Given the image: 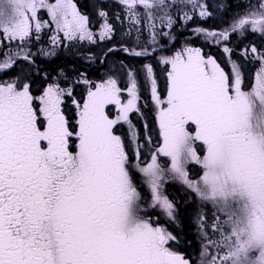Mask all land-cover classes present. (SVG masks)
<instances>
[{
  "label": "snow or ice",
  "instance_id": "snow-or-ice-1",
  "mask_svg": "<svg viewBox=\"0 0 264 264\" xmlns=\"http://www.w3.org/2000/svg\"><path fill=\"white\" fill-rule=\"evenodd\" d=\"M117 4L122 12L116 19L123 16L129 25L126 34L135 31L139 40L146 30L151 44L163 27L177 22L173 9L212 16L206 0ZM98 14L105 19L99 39H110L115 28L108 13L101 6ZM180 18L192 16L183 11ZM53 25L54 46L60 33L68 41L96 38L73 0H0V73L18 61L26 65L0 78V264H193L177 250L190 242L177 231L175 203L163 194L168 177L214 209L211 216L197 214L200 264H264V0L235 14L223 29L194 30L224 44L228 70L202 49L185 45L159 58L169 66L162 98L152 65H143L159 127L150 161L141 159L139 146L135 153L127 150L116 131L127 122L131 132L129 113L139 111L137 73L122 61L98 82L76 73L87 86L82 103L72 98L64 69L51 81L44 73L45 84L34 94L30 81L39 69L27 45ZM236 33L259 34L262 41L242 51V60L259 64L250 86L242 60L231 59L233 49L227 46ZM119 50L150 55L148 48L121 45ZM115 51L108 49L105 57ZM41 54L54 53L42 49ZM117 71L129 77L127 89L118 86ZM65 97L72 98L74 117L67 114ZM108 105L118 106L115 117ZM189 165L199 166L198 179L190 178ZM148 209H159L160 215Z\"/></svg>",
  "mask_w": 264,
  "mask_h": 264
},
{
  "label": "rangeland",
  "instance_id": "rangeland-1",
  "mask_svg": "<svg viewBox=\"0 0 264 264\" xmlns=\"http://www.w3.org/2000/svg\"><path fill=\"white\" fill-rule=\"evenodd\" d=\"M117 2V0H115ZM113 8L115 7L116 12H113V15L116 17L117 15L121 14L122 12V7L120 5H115L112 3ZM183 11H188L189 14L192 16L194 15L198 19H201V22L204 21L205 18H202L198 15V10L197 14H193L190 8H182V9H173V15L176 17L177 22L173 25L171 29H168L167 27H163L161 30V34L157 35L156 37V43L151 44L150 43V36L148 31H143L140 36L139 40H137V33L133 31L131 35H127L125 37H119V36H114L117 41V45L125 46V47H130V48H135L137 51H140L141 48H148L149 52H151V58L149 61H147L145 64H151L153 68V72L155 75V78L157 80V90L160 94V96L163 98L167 94V71L169 69L168 65L160 63V57L161 56H170L173 55L176 51L180 50L183 48L185 45L193 47V48H200L206 55H218L222 60L220 61L222 67H225L226 70L230 67L226 62L229 58V54L224 53L223 48L224 44H216L214 41L211 39H206L205 36L203 38L199 37L198 35L190 36V33H188L187 36L184 38L180 39V36L177 35L176 33L180 31V29H184L186 22L180 17L183 15ZM245 10H238L237 13H242ZM99 10L97 11V16L100 19V23L94 22V20L89 24V28L92 32L96 33V38L94 41H89L87 39L84 40H75V41H68L64 38L63 34H59V42L56 46L52 44V37L55 34V26H52V29H45L41 34H40V39L39 41H36L35 38H33V41L30 42L27 46L33 53V57L35 56L37 59L40 57L43 59H51L56 55V52L61 53L63 51L66 52H72V55L76 58L79 59L80 62H84L85 64L89 63V67H86V69L90 68L91 70H94L91 74H86L87 78L93 82H98L101 79L106 78V73H108L109 69H118L119 64L122 61H126L125 58L131 59L129 55L125 54L124 52L120 51L119 49L117 50L115 48V45L112 46V43L109 45L105 46L104 45V40L99 39V34L101 32V26L105 23L104 18H101L98 14ZM119 13V14H118ZM236 13V14H237ZM41 16L43 19H49L47 17L46 13L42 11ZM214 16V15H213ZM232 16V15H231ZM124 21V28H129L127 20L121 16V19H116L115 18V25L117 26L115 29V32H117L118 29V23L119 25L122 24L121 21ZM231 21V19H230ZM223 24L220 29H223L224 27H227L228 24ZM199 24V23H198ZM124 29V31L126 30ZM217 29V30H220ZM195 29H193L194 31ZM216 30V29H213ZM163 32H169L168 36H164L162 33ZM121 34V31L119 32ZM233 42H236L237 44L233 45L231 44L232 38L229 39V42L227 44L228 47H233V51L230 54L231 59L237 60L238 62H241L242 60V51L245 47L242 45L238 44V40L240 39H247L245 36H241L238 33L233 34ZM246 37L249 36L250 34L246 33ZM259 35V34H257ZM119 38V39H117ZM180 40H179V39ZM200 38L207 44V48H203L202 45L200 44H191L194 39ZM258 41L259 44L261 43V40L259 39ZM257 41V43H258ZM257 44V45H259ZM139 45V47L137 46ZM13 49L16 47V42H12L10 45ZM115 48L116 51L108 54V59L105 57V53L108 51V49ZM155 48L156 51H152V49ZM51 52L54 54L51 55H42L41 50ZM208 50V51H205ZM209 50H213V53H211ZM208 52V53H207ZM93 55V58H89ZM213 56V55H212ZM125 57V58H123ZM134 58H138L136 62L130 63V60H128L130 64L123 62L124 65H126L129 68H132L136 71V81H137V94L140 100L141 106L139 107V111L133 110L132 112L129 113V120L131 121L132 125V131H129V124L127 122H121L117 125L116 128L121 129L122 133V138L125 139L126 142V149L129 150L131 153H135L137 146H140V143L138 142L136 137H144L143 140H141V143H143L146 146H149L150 149L144 148L140 150L141 153V159L150 161L151 153L155 151L156 147L158 146V132H159V127H158V121L156 119V106L154 102L151 99V92H150V86L147 83L146 80V73L143 69V65H141L142 61L144 60L145 56H134ZM214 57V56H213ZM105 60H104V59ZM4 57L3 55H0V60H3ZM104 60V61H103ZM107 60V61H106ZM96 61H99L100 66H103L99 68V65L95 64ZM103 61V62H102ZM249 60L243 59L242 62L245 65H248ZM255 62H251L250 64H254ZM98 70L96 69V67ZM140 64V65H139ZM24 67V66H23ZM21 68V64L18 65L15 69L16 74L19 72V69ZM259 68V64L255 63L253 68H244L245 71V83L246 85L250 86L252 79L254 77V74L256 70ZM142 73V75H141ZM15 74V73H14ZM117 79H118V86L121 89H127L129 87V77L127 76L126 72H121L117 71L116 73ZM55 79L54 76L50 78V80ZM77 83L73 84L69 80V84L72 85L73 88V97L76 100L80 101L81 103L83 102V98L87 95V86L82 82V80L79 79V77L76 78ZM67 86V85H65ZM36 91V89H35ZM37 94H39L37 92ZM68 98V97H67ZM71 98V100H72ZM122 100L127 101L129 98L128 93L125 91L122 94ZM141 98V99H140ZM66 101V99H65ZM66 111H68V105L66 104L65 106ZM106 111L112 116L115 117L119 111L118 106L116 105H108L106 106ZM73 113L75 114V106L73 105ZM138 113V114H136ZM74 114H72V117H74ZM140 117V115L143 116L142 120L140 121H135L136 116ZM140 114V115H139ZM135 121V122H133ZM134 132V136H133ZM149 137H151V142H149ZM143 145V146H144ZM135 163V161H133ZM161 163L165 164L167 166V160L165 158H161ZM188 171L190 174L191 179H198V176L200 174V169L199 166L195 165H189L188 166ZM137 179L138 181L140 180V174H137ZM141 189L143 192H147V185L141 184ZM163 194L168 196L170 200H172L175 203L176 209H177V221L179 224V227L177 228V231L181 232V221H179L178 214H179V207L182 205L189 204L190 205V212H192L191 216V228L192 232H194V236L192 237L191 241L195 242V247L192 249L189 247V243L187 246L184 244V253L186 252L189 254L190 258L192 259L193 264H200L201 256H200V251H201V241L199 237V233L197 230V214L200 211H204L208 213L209 216H211L212 212H214V209L211 207L210 204H204L202 203L199 198L196 196L194 192H192L190 189H188L179 179L177 178H172L168 177L165 182L163 183V188H162ZM148 214L153 215L155 217H158L160 215L159 209L156 211H153L152 209H148ZM182 244V243H181ZM179 251H181V248L178 247ZM187 250V251H186Z\"/></svg>",
  "mask_w": 264,
  "mask_h": 264
},
{
  "label": "trees",
  "instance_id": "trees-1",
  "mask_svg": "<svg viewBox=\"0 0 264 264\" xmlns=\"http://www.w3.org/2000/svg\"><path fill=\"white\" fill-rule=\"evenodd\" d=\"M73 2L77 5L79 11L82 14L88 16L89 24L93 20H94V22H96V24L101 22L99 17L97 16V11L102 6L104 8V10L107 11V13H108L107 22L113 24L114 28L116 29L117 26L114 23L115 22L114 20L116 17L113 15V12H116V9H115V7L113 8V6H112V3H114L115 5H118L115 0H73ZM206 2L209 5H211L209 10L212 12V16L210 18L205 17L204 21L201 22V19H198L197 17L192 15V19H190L188 22H186V24L184 26L185 28L182 30L180 29V31L176 33L177 35L184 36L185 34H188V33L191 34V33H193V28L194 29H196V28L220 29V27L223 24H227L230 21V19L232 20L233 16L238 12V10H246L249 8L250 5H257L259 0H206ZM221 5H223V7H220ZM121 22H122L121 25H119V23H118L119 32L121 31V34H119V35L127 36L126 33H127L128 28L127 29L124 28L123 27L124 22L123 21H121ZM124 29H126V30L124 31ZM114 34L116 36H118V30ZM114 34L111 36L110 39H105L103 41L105 46L112 43V46L115 45V47H117V46L119 47V45H117L116 38H114V36H115ZM232 35L230 36V38L232 37ZM117 39H119V38H117ZM180 39H182V38H180ZM259 39H260L259 35L250 34L249 36H247V39L243 38V39L238 40V44L242 45L243 47H246L252 43L259 44V42H260V41H258ZM257 41H258V43H257ZM190 43L191 44H200L203 46V48H207L206 42H204L200 38L194 39ZM261 43H262V41H261ZM231 44H233V45L237 44L236 42H233V38H232ZM231 48H233V47H231ZM205 51H208V50H205ZM209 51L211 53H213V50H209ZM212 55L218 60V62H220L222 60L218 55H214V54H212ZM91 58H93V55H91ZM106 58L108 59V56H106ZM123 58H125V57H123ZM130 58L131 59L125 58L126 61H123V62L128 63L129 62L128 60H130V63H132V61L136 62L138 60V58H134L133 56H130ZM150 58H151V56H148L145 59L148 60ZM33 59L35 60L36 67L39 69V71H36L33 73L32 80L30 81L32 83L34 94H37L38 90L42 89V87L45 84L44 73L49 74L48 80L51 81L50 78L52 76H54L56 78L58 69H64L65 73L70 77L69 80L72 83V81L76 80V78H77V76H76L77 72H83L86 74L87 73L91 74L92 72H94V70H91L90 68L86 69V67H89L90 64H88V63L90 61L86 64L84 62H80L78 58H76L72 55V52H69V53L66 51H63L61 53L56 52V55L51 59H47V58L42 59L41 57L39 59H37L35 56L33 57ZM130 63H128V64H130ZM247 63H248V65H245L244 68H247V69L253 68L255 65V63L250 64V61H248ZM20 64H21V67L26 66L25 62L18 61L14 68H11L6 72L0 73V78L8 79V78L16 75L15 69ZM95 64L99 65L100 63H99V61H96ZM95 64H94V66L96 67ZM100 65H99V68L103 66V64H102V66H100ZM96 69L98 70L97 67H96ZM68 83H69V81H68ZM62 86H65V85L62 84ZM35 89H36V91H35ZM65 99H66V101L64 102V106L66 104H71V100L69 97L68 98L65 97ZM72 108H73V105H70V111L69 112L74 114L72 112ZM192 215L193 214H192V212H190V205L189 204H186V205L184 204L183 206L181 205L179 207L178 218H179V221H181L180 222L181 223V235L187 241L190 242L189 247L193 249L196 245H195L194 241H191L192 237L194 236V232H192L191 223H190ZM183 244H185V246H187V243H182V246L184 249Z\"/></svg>",
  "mask_w": 264,
  "mask_h": 264
},
{
  "label": "flooded vegetation",
  "instance_id": "flooded-vegetation-1",
  "mask_svg": "<svg viewBox=\"0 0 264 264\" xmlns=\"http://www.w3.org/2000/svg\"><path fill=\"white\" fill-rule=\"evenodd\" d=\"M184 37H185V36H184ZM184 37H183V38H184ZM184 245H185V244H184ZM187 245H188V243H187ZM179 247L181 248V252L185 255V257L188 258V259H190V260L192 261L193 258H190V256H188L189 254H187L186 252L184 253V249H183L182 244H181Z\"/></svg>",
  "mask_w": 264,
  "mask_h": 264
}]
</instances>
